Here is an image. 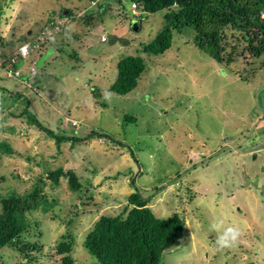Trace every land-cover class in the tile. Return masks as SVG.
I'll list each match as a JSON object with an SVG mask.
<instances>
[{"label": "rangeland", "instance_id": "rangeland-1", "mask_svg": "<svg viewBox=\"0 0 264 264\" xmlns=\"http://www.w3.org/2000/svg\"><path fill=\"white\" fill-rule=\"evenodd\" d=\"M131 1L103 0L86 22L77 16L90 0H0V143L11 149H0V195L45 181L42 202L24 214L20 242L0 248V264H57L54 246L69 235L73 264H99L83 247L85 234L99 215L125 213L135 190L156 217L177 213L184 220L161 264H264V54L254 59L243 49L225 68L194 46L192 27L172 31L163 53H144L166 10L136 22ZM66 12L79 31L68 25L57 33L60 44L42 65L16 56L20 77H6L13 48ZM107 32L123 39L101 41ZM128 55L140 57L144 69L135 88L119 96L109 86L116 62ZM24 109L41 127L78 140L56 145ZM90 131L111 142L80 140ZM59 166L73 170L79 190L65 177L57 185L46 180ZM221 221L242 236L217 251L210 225Z\"/></svg>", "mask_w": 264, "mask_h": 264}, {"label": "trees", "instance_id": "trees-1", "mask_svg": "<svg viewBox=\"0 0 264 264\" xmlns=\"http://www.w3.org/2000/svg\"><path fill=\"white\" fill-rule=\"evenodd\" d=\"M133 1L143 10L141 15L133 18L136 22L145 13L166 10L161 29L150 42L142 46L144 53H163L170 46L172 31L179 33L185 27H192L194 46L225 68L235 62L243 49L254 59L264 54V16L260 15L264 10V0ZM81 17L88 22L92 20L93 14L85 13ZM228 39L234 41V44L228 43ZM240 43L242 47L237 50ZM143 69V61L138 56L120 58L116 62V74L109 90L119 96L127 94L135 88ZM23 113L29 121L44 130L48 137L53 138L56 145L63 140H71V143L78 140L73 136L56 135L41 127L27 110L24 109ZM125 119L134 120L132 116H126ZM92 135L107 138L111 142L108 134L94 131L80 140ZM0 149L11 153L7 144L0 143ZM127 150L134 159L129 148ZM60 177L66 178L69 189L79 190L81 185L72 169L59 166L45 173L46 180L53 185H57ZM44 184L45 181L38 178L29 191L20 194L13 190L0 195V248L20 242V233L28 226L24 214L36 209L39 202H42L40 198ZM159 190L160 187L155 188V192ZM126 199L129 208L126 207L125 213L101 214L97 217L85 234L83 247L99 264H161L162 250L180 238L185 229L184 220L177 213L163 218L156 217L147 206L148 197H143L137 190ZM66 237V240L61 239L54 246L53 252L58 256L57 264L74 263L70 256L72 240L70 235ZM28 246L31 247L30 251L34 250L35 245Z\"/></svg>", "mask_w": 264, "mask_h": 264}, {"label": "built area", "instance_id": "built-area-1", "mask_svg": "<svg viewBox=\"0 0 264 264\" xmlns=\"http://www.w3.org/2000/svg\"><path fill=\"white\" fill-rule=\"evenodd\" d=\"M129 10V17H136L138 15H141L143 13V10L140 8V6L135 2H130ZM81 15V12H79L78 16ZM261 17L264 16V10L261 12ZM70 15L67 13L63 15H59L58 17L54 18L53 21L48 22L37 34L29 41V42H22L14 52V56H10L8 58V67L5 70L6 77H20V71L18 68L14 66L15 63V57H25L27 55V52L30 48L37 49L41 47V45L50 37H52L54 34L61 31L62 25L69 23ZM106 39L105 34L100 35V40L104 41Z\"/></svg>", "mask_w": 264, "mask_h": 264}, {"label": "crops", "instance_id": "crops-1", "mask_svg": "<svg viewBox=\"0 0 264 264\" xmlns=\"http://www.w3.org/2000/svg\"><path fill=\"white\" fill-rule=\"evenodd\" d=\"M103 0H90V3H89V9L88 10H82V11H80L81 12V15L80 16H78V17H81L83 14H85V13H90V14H93V13H95V11L93 10V9H91L92 7L91 6H95V10H99L100 8H101V5H102V2ZM54 5L56 6V3H54ZM50 7H52V5L50 6ZM102 9V8H101ZM55 11V10H54ZM101 11V10H100ZM65 14V13H64ZM77 17V18H78ZM71 22H69V23H67V24H65L64 26H63V30H61V31H65L66 29H67V26L69 25V26H72V31H73V34H75V33H77V31H79V28H78V22H77V19L74 17H72V19L70 20ZM70 23H72V25H70ZM7 28H8V26H6V30H7ZM60 31V32H61ZM39 32V31H38ZM27 33H29V35H30V33H31V31L30 30H28L27 31ZM59 33V32H58ZM109 33H111V32H109ZM37 33H35L34 35H33V37L36 35ZM57 34V33H56ZM113 34H115V33H113ZM55 35V34H54ZM53 35V36H54ZM116 35V34H115ZM2 36L3 35H1V39H0V42H1V40H2ZM119 36V38H120V40H122L123 38H122V36L121 35H118ZM51 39H53V43H50L49 42V39H47L42 45H41V47L39 48V50H37V49H33V53H29V55H28V52L30 51V49L28 50V52H27V55L24 57V59H30V61H31V63H32V65H33V63H37V61H38V63L40 64V65H42L43 63H44V59L46 58V56L47 55H49L50 53H52V51H53V49H55L57 46H59V44H60V38H59V36H58V34L57 35H55L54 37H52ZM21 44V43H20ZM20 44H18V45H16L14 48H13V53L16 51V48L20 45ZM53 44H54V46H53ZM53 46V47H52ZM47 48L49 49L48 50V52L44 55V57H41V52L42 51H44V52H46L47 51ZM37 56V59L35 58ZM38 64V65H39Z\"/></svg>", "mask_w": 264, "mask_h": 264}, {"label": "clouds", "instance_id": "clouds-1", "mask_svg": "<svg viewBox=\"0 0 264 264\" xmlns=\"http://www.w3.org/2000/svg\"><path fill=\"white\" fill-rule=\"evenodd\" d=\"M107 98L108 94H105V99ZM210 227L212 230L218 232V236L215 241L217 251L235 246L240 240V237L242 236V231L238 226H228L225 228L223 227L222 221L213 222Z\"/></svg>", "mask_w": 264, "mask_h": 264}, {"label": "water", "instance_id": "water-1", "mask_svg": "<svg viewBox=\"0 0 264 264\" xmlns=\"http://www.w3.org/2000/svg\"><path fill=\"white\" fill-rule=\"evenodd\" d=\"M131 28H132L133 30H135V29H136V24L132 23V24H131ZM0 39H1V36H0ZM106 40H107L109 43H113V42H115V41H120V38L117 37L116 35H114L113 33H109V32H107V33H106Z\"/></svg>", "mask_w": 264, "mask_h": 264}]
</instances>
